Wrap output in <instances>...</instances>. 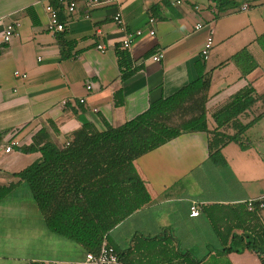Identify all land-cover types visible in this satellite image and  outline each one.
Returning <instances> with one entry per match:
<instances>
[{
	"label": "crops",
	"instance_id": "crops-1",
	"mask_svg": "<svg viewBox=\"0 0 264 264\" xmlns=\"http://www.w3.org/2000/svg\"><path fill=\"white\" fill-rule=\"evenodd\" d=\"M234 3L226 0L219 10L212 0H120L100 7L79 2L72 14L56 7L64 31L51 34L45 7L56 0H0V187H12L0 200V264H90L80 245L46 229L26 184L14 177L40 158L38 152L18 150L29 146L39 130L63 149L84 122L97 131L118 127L146 111L151 101L194 80L196 63L211 76L205 103L209 130L217 127L212 115L248 84L264 95V52L256 43L264 34V0L239 4L236 14ZM117 12L124 29L113 21ZM16 23V34L4 43L6 27ZM198 23L213 29L205 61L200 50L208 29L195 30ZM149 29L154 35H148ZM137 30L142 35L126 50L135 72L122 82L115 51L124 50L121 41ZM243 48L257 63L246 77L228 61ZM157 53L158 62L152 60ZM120 90L123 103L116 106L114 95ZM259 108L257 103L244 121L239 118L241 123ZM255 125L264 126V117ZM224 128L229 127L220 131L234 132ZM207 138L204 132L184 133L135 160L150 202L109 232L125 264L174 263L177 251L187 252L197 264H260L251 252L220 250L233 233L242 232L237 218L247 201L262 200L259 217L264 220L263 147L249 142L241 150L229 143L221 150L224 164H218L209 158ZM11 141L17 144L5 153ZM192 203L199 208L197 217L189 216Z\"/></svg>",
	"mask_w": 264,
	"mask_h": 264
},
{
	"label": "trees",
	"instance_id": "trees-1",
	"mask_svg": "<svg viewBox=\"0 0 264 264\" xmlns=\"http://www.w3.org/2000/svg\"><path fill=\"white\" fill-rule=\"evenodd\" d=\"M219 10L226 0H212ZM232 5V4H231ZM53 6V5H52ZM55 4L53 8L57 10ZM30 12V11H28ZM264 52V34L256 39ZM120 80L133 75L132 60L126 50L116 48ZM228 61L246 77L257 63L246 48ZM202 64V63H201ZM196 63L197 76L167 97L151 101L143 113L118 127L97 131L89 123L73 132L63 149H58L41 129L32 143L18 150L24 154L40 153V158L14 177L24 182L38 208L46 229L59 237L80 245L86 253L97 255L103 245L114 249L121 264L124 253L109 240V232L136 210L150 202L144 181L134 162L140 156L164 145L184 133L204 132L208 135L209 158L224 164L221 150L229 143L241 150L249 147L246 131L264 117V95H258L250 84L234 94L212 118L217 124L207 126L205 103L210 87V72ZM115 105L123 103L122 92L114 95ZM260 103V110L246 124L239 118ZM228 125L234 132L226 134L220 128ZM11 185L0 187V200ZM246 204V203H245ZM237 218L240 234H232L222 254L251 252L264 264V220L258 202L251 211ZM230 234V233H229ZM224 246L227 238L223 239ZM178 261L168 264H197L187 252L175 253ZM174 256V257H175ZM30 264H42L32 262Z\"/></svg>",
	"mask_w": 264,
	"mask_h": 264
},
{
	"label": "built area",
	"instance_id": "built-area-1",
	"mask_svg": "<svg viewBox=\"0 0 264 264\" xmlns=\"http://www.w3.org/2000/svg\"><path fill=\"white\" fill-rule=\"evenodd\" d=\"M120 0H56L57 4L62 7L68 14H72L75 12L77 4L79 2H83L86 6L90 7H100V6H107V5H113V4H118ZM176 3H180V1H177ZM195 9H198L196 7ZM244 9V7H243ZM45 11L48 13V20L46 23V30L48 33L51 34H59L64 31V24L59 20L58 18V12L55 10L51 5H47L45 7ZM113 21L118 27L121 29L125 28L124 21L121 17V14L117 12L113 16ZM150 25H154L155 19L150 17L148 20ZM19 24L16 23L14 25H8L4 31V36H3V42L7 43L9 39L16 34V29L18 28ZM207 27L208 29V34L207 37L205 38L204 44L200 50V58L202 60H207L209 51L212 48L213 45V29L209 25L206 24H201L198 23L195 25L194 29L195 30H200L203 27ZM142 35V31L137 30L133 33H127L125 38L121 41V48L124 50H128L130 48V45L132 43V40L136 37H139ZM148 35L152 36L154 35V30L149 29L148 30ZM97 49L99 51H104L103 46L97 45ZM161 58V54L157 53L152 56V60L158 62ZM14 76L24 79L26 78L25 74H21L19 72H14ZM91 89V85H86V90L89 91ZM84 100L80 99V103H83ZM15 141H11L9 145L4 149L5 153H8L13 146H16ZM258 202V208L262 209L263 207V202L261 199H256V200H249L246 202L247 209L249 211L252 210L253 208V203ZM199 215V208L196 205V203H192L189 209V216L190 217H197ZM85 261L90 264H121L117 254L115 253L114 249L110 246L103 245L98 252L97 255H93L91 253H86L85 255Z\"/></svg>",
	"mask_w": 264,
	"mask_h": 264
},
{
	"label": "rangeland",
	"instance_id": "rangeland-1",
	"mask_svg": "<svg viewBox=\"0 0 264 264\" xmlns=\"http://www.w3.org/2000/svg\"><path fill=\"white\" fill-rule=\"evenodd\" d=\"M233 1L235 2L234 3L235 7L233 8V11H234L233 14L239 13L237 12L238 11L237 7L239 6V4L246 3L247 5L249 4L253 6V2H254V0H233ZM244 120H245V117H241V121H244ZM227 129L229 128H224V131H227ZM262 136H264V126H261V128H259V126L257 127L254 124L247 130L245 140H249V142L256 144L258 148L263 147L262 153L264 154V144L261 141ZM231 146L234 147L235 145L231 144Z\"/></svg>",
	"mask_w": 264,
	"mask_h": 264
}]
</instances>
